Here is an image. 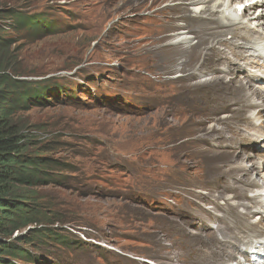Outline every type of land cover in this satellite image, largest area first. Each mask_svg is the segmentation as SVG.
<instances>
[{
	"label": "rangeland",
	"instance_id": "1",
	"mask_svg": "<svg viewBox=\"0 0 264 264\" xmlns=\"http://www.w3.org/2000/svg\"><path fill=\"white\" fill-rule=\"evenodd\" d=\"M4 2L12 12L41 16L47 22L43 32L47 36L32 35L28 30L15 34L9 29L5 35L21 46L28 79L49 82L47 102L28 113L29 136L33 148L57 165L52 184L36 188V209L44 222L18 234L26 238L5 239L34 261L4 263L149 264L134 259L139 258L151 264H184L183 258H188L191 264L189 243L182 242L167 226L174 223L178 230L180 222L169 218L168 223L161 222V215L136 204L146 192L161 193L169 188L196 191L203 182L225 173L226 162L234 160L225 154L218 161L207 159L219 151L204 150L201 139L216 138L213 133L222 123L189 110V91L195 86L169 89L155 82L156 73L160 77L186 73L198 63L195 55L188 60L184 50L165 42V35L171 33L167 25L144 26L147 13L169 3L182 7L184 3ZM185 11L177 15L188 14ZM4 22L12 24L13 20ZM147 98L156 107L144 106L140 99ZM212 122L215 129L207 133ZM172 201V197L160 196L149 199L147 207H154L153 203L171 206ZM191 214L202 221L196 213ZM40 231L48 237L39 235Z\"/></svg>",
	"mask_w": 264,
	"mask_h": 264
},
{
	"label": "bare ground",
	"instance_id": "2",
	"mask_svg": "<svg viewBox=\"0 0 264 264\" xmlns=\"http://www.w3.org/2000/svg\"><path fill=\"white\" fill-rule=\"evenodd\" d=\"M175 2L144 15L145 29L148 23L167 25L171 33L165 35V42L184 50L188 60L193 55L199 60L186 73L166 77L156 73L155 82L169 89L195 86L189 91V110L222 123L213 133L216 138H200L204 150L225 152L207 159L218 161L225 154L234 160L226 162L225 173L203 182L196 191L169 188L161 193L146 192L136 204L161 215V222L168 223L167 218L180 222L178 230L174 223L167 226L182 242L189 243L191 264H264V0H178L183 7ZM182 10L188 14L177 15ZM140 101L146 107H156L148 98ZM214 129L212 122L205 131ZM160 196L172 197L175 202L171 206L153 203V210L147 207L149 199ZM191 213L199 215L205 225ZM183 261L188 264V258Z\"/></svg>",
	"mask_w": 264,
	"mask_h": 264
},
{
	"label": "trees",
	"instance_id": "3",
	"mask_svg": "<svg viewBox=\"0 0 264 264\" xmlns=\"http://www.w3.org/2000/svg\"><path fill=\"white\" fill-rule=\"evenodd\" d=\"M6 18H12L13 23H5ZM6 27L15 34L28 30L39 37L47 36L43 32L48 27L43 17L12 12L0 0V264L32 263L30 254L5 239L26 238L18 234L44 222L36 209V188L52 184L57 165L33 148L28 113L47 102L51 87L47 81L28 79L22 48L15 38L5 35L9 34Z\"/></svg>",
	"mask_w": 264,
	"mask_h": 264
}]
</instances>
